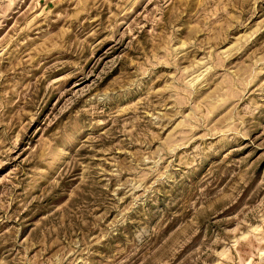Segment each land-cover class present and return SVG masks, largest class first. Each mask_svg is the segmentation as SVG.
Segmentation results:
<instances>
[{
	"label": "rangeland",
	"instance_id": "obj_1",
	"mask_svg": "<svg viewBox=\"0 0 264 264\" xmlns=\"http://www.w3.org/2000/svg\"><path fill=\"white\" fill-rule=\"evenodd\" d=\"M0 264H264V0H0Z\"/></svg>",
	"mask_w": 264,
	"mask_h": 264
}]
</instances>
